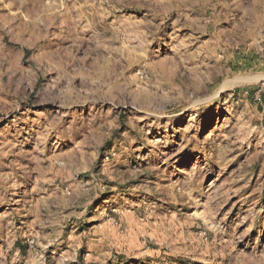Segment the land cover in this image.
<instances>
[{
    "label": "rangeland",
    "instance_id": "1",
    "mask_svg": "<svg viewBox=\"0 0 264 264\" xmlns=\"http://www.w3.org/2000/svg\"><path fill=\"white\" fill-rule=\"evenodd\" d=\"M264 0H0V264H264Z\"/></svg>",
    "mask_w": 264,
    "mask_h": 264
},
{
    "label": "trees",
    "instance_id": "2",
    "mask_svg": "<svg viewBox=\"0 0 264 264\" xmlns=\"http://www.w3.org/2000/svg\"><path fill=\"white\" fill-rule=\"evenodd\" d=\"M262 102H264V95H262Z\"/></svg>",
    "mask_w": 264,
    "mask_h": 264
}]
</instances>
